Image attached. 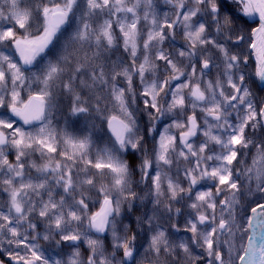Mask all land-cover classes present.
Returning <instances> with one entry per match:
<instances>
[{"label": "snow or ice", "instance_id": "1", "mask_svg": "<svg viewBox=\"0 0 264 264\" xmlns=\"http://www.w3.org/2000/svg\"><path fill=\"white\" fill-rule=\"evenodd\" d=\"M162 3L0 0V264H264V0Z\"/></svg>", "mask_w": 264, "mask_h": 264}, {"label": "rangeland", "instance_id": "2", "mask_svg": "<svg viewBox=\"0 0 264 264\" xmlns=\"http://www.w3.org/2000/svg\"><path fill=\"white\" fill-rule=\"evenodd\" d=\"M157 2H158V4H159V9H160V7L161 8H163V7H166L165 5H163V3H162V0H157ZM169 9L167 8V10L166 11H168ZM182 43H183V41L178 37L177 38V46H180V45H182ZM54 123H56L57 124V126L58 127H63V122L61 121V123H59L58 122V120L56 119V120H54ZM99 123V122H98ZM104 125H100L99 126V128L97 129V131H96V133L94 134V138H96V137H101V136H105V131H104ZM84 127V122L83 121H81L80 122V125H79V128L81 129V128H83ZM77 134H79V132H77ZM106 139V138H105ZM102 146V145H101ZM12 157L10 156V159H11ZM137 191L139 192L140 190H138L137 189ZM251 199H254V198H251ZM145 203H148L147 201H145ZM148 207L150 208L151 207V205L150 204H148ZM141 208H138V207H136L135 205H134V208H133V211H134V213H135V215H140L141 214ZM162 211V210H161ZM176 223H179V224H183V218H179L177 221H175ZM166 228H168V231H169V233H171L173 230L169 227V225L167 224V223H165V225H164ZM133 231H135V225L133 224ZM177 236H179V237H184V236H186L187 234H185V233H183V232H181V233H178V234H176ZM148 236H149V234H143L139 239H138V241H137V245L138 246H140V245H143L144 247H146L147 246V240H148ZM109 241H110V238H109V240H106L105 241V244H106V246L107 247H109L110 248V243H109ZM42 244H44V242H41ZM46 246V245H45ZM66 251H68V250H66ZM197 251V253H199L200 252V250L198 251V249L196 250ZM81 252H82V254L84 255V256H86L87 254H88V252H87V247H86V245H82L81 246ZM140 252H141V255L143 256L144 255V252H143V248H141L140 249ZM149 260H150V258L149 259H146L145 261H144V264H149Z\"/></svg>", "mask_w": 264, "mask_h": 264}, {"label": "bare ground", "instance_id": "3", "mask_svg": "<svg viewBox=\"0 0 264 264\" xmlns=\"http://www.w3.org/2000/svg\"><path fill=\"white\" fill-rule=\"evenodd\" d=\"M166 46H167V44H166ZM97 124L99 125L98 121H97ZM81 129H83V128H81ZM79 134H80V133H79Z\"/></svg>", "mask_w": 264, "mask_h": 264}, {"label": "flooded vegetation", "instance_id": "4", "mask_svg": "<svg viewBox=\"0 0 264 264\" xmlns=\"http://www.w3.org/2000/svg\"><path fill=\"white\" fill-rule=\"evenodd\" d=\"M138 178V177H137ZM138 190H140V189H138Z\"/></svg>", "mask_w": 264, "mask_h": 264}]
</instances>
